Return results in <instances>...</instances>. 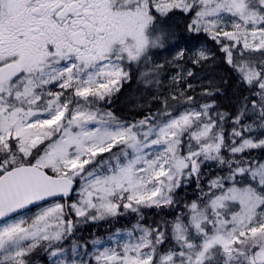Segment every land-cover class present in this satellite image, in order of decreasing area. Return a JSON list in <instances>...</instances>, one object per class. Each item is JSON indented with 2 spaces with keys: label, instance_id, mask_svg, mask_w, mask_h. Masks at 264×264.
<instances>
[{
  "label": "snow or ice",
  "instance_id": "obj_1",
  "mask_svg": "<svg viewBox=\"0 0 264 264\" xmlns=\"http://www.w3.org/2000/svg\"><path fill=\"white\" fill-rule=\"evenodd\" d=\"M0 264H264V0H0Z\"/></svg>",
  "mask_w": 264,
  "mask_h": 264
},
{
  "label": "trees",
  "instance_id": "obj_2",
  "mask_svg": "<svg viewBox=\"0 0 264 264\" xmlns=\"http://www.w3.org/2000/svg\"><path fill=\"white\" fill-rule=\"evenodd\" d=\"M209 42L212 44L210 40ZM213 50L214 51L216 50L215 45H213ZM217 55L219 56L220 54L217 53ZM220 63H221L220 61H217L216 68H206L204 70H198V77L205 78L208 75L212 77H219L226 75L227 68L225 65ZM134 83L135 81H133L131 84L125 85L122 91L118 94V98L115 100L114 104L111 105V107L116 111L117 115L123 116L128 119L143 114L140 111L133 112L130 110L129 107V101L132 97H134L132 95L135 94V93L129 94V92L132 90V86L134 85ZM146 214L148 216H151L152 210H146ZM134 223H135L134 215L121 216L118 220L99 221V222L83 225L81 232L84 237L98 236L101 238H105L114 231H116L118 228L129 227Z\"/></svg>",
  "mask_w": 264,
  "mask_h": 264
},
{
  "label": "rangeland",
  "instance_id": "obj_3",
  "mask_svg": "<svg viewBox=\"0 0 264 264\" xmlns=\"http://www.w3.org/2000/svg\"><path fill=\"white\" fill-rule=\"evenodd\" d=\"M207 44H208L209 47H211V48L213 49V45H212L209 41H207ZM213 51H214V50H213ZM209 77H212V76L208 75V76H206L204 79H208ZM132 93H135V94L132 95V96H136V95H137V85H136V83H134V85L132 86V90L129 92V94H132ZM130 227H131V226H129V227H120V228H118L117 230H121V232H124L125 230L129 229ZM117 230L114 231L113 233H116ZM113 233H111V234H113ZM111 234H110V235H111ZM110 235H109V236H110ZM109 236H107V237H105V238H103V239H104V240H107Z\"/></svg>",
  "mask_w": 264,
  "mask_h": 264
},
{
  "label": "bare ground",
  "instance_id": "obj_4",
  "mask_svg": "<svg viewBox=\"0 0 264 264\" xmlns=\"http://www.w3.org/2000/svg\"><path fill=\"white\" fill-rule=\"evenodd\" d=\"M220 64H221V63H220ZM220 64H219V65H220ZM224 68H225V67H224Z\"/></svg>",
  "mask_w": 264,
  "mask_h": 264
}]
</instances>
